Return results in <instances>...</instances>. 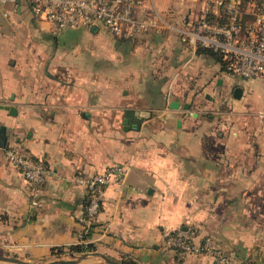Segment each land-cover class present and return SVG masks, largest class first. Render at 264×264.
Listing matches in <instances>:
<instances>
[{
    "label": "crops",
    "instance_id": "1",
    "mask_svg": "<svg viewBox=\"0 0 264 264\" xmlns=\"http://www.w3.org/2000/svg\"><path fill=\"white\" fill-rule=\"evenodd\" d=\"M145 6L163 29L134 39L104 26L55 31L26 2L8 17L0 9V105L17 110L0 108V256L93 244L118 261L221 264L164 247L167 233L197 229L227 251L225 264H264V74L244 79L197 52L186 29L208 6L217 13L215 0ZM255 11L248 4L245 19ZM10 147L49 169L39 206ZM114 163L130 171L109 184L81 242L88 197L74 176Z\"/></svg>",
    "mask_w": 264,
    "mask_h": 264
},
{
    "label": "built area",
    "instance_id": "2",
    "mask_svg": "<svg viewBox=\"0 0 264 264\" xmlns=\"http://www.w3.org/2000/svg\"><path fill=\"white\" fill-rule=\"evenodd\" d=\"M215 0L217 13L221 7L227 9L228 21L220 23L207 18L209 7L186 29L197 45L212 48L224 54L228 69L232 74L249 79L264 74V0H250L255 19L243 22L242 0ZM26 2L32 13L47 21L55 31L67 28L106 27L118 38L134 39L149 31L162 32V26L154 16L146 14L145 0H0L4 16L10 15L6 9L18 7ZM11 164L22 172L30 190L31 206H39L42 200V186L49 174L44 161L33 158L22 150L10 147L5 151ZM130 166L114 163L102 171L87 174L78 171L74 182L85 188L87 205L82 219L83 230L79 234L81 242L86 241L98 219L107 187L112 182L125 181ZM166 249H178L183 253L210 254L221 262H229L226 250L217 239L199 230H177L169 232L164 239Z\"/></svg>",
    "mask_w": 264,
    "mask_h": 264
},
{
    "label": "water",
    "instance_id": "3",
    "mask_svg": "<svg viewBox=\"0 0 264 264\" xmlns=\"http://www.w3.org/2000/svg\"><path fill=\"white\" fill-rule=\"evenodd\" d=\"M241 95H242V88L237 87L234 91V96L236 98H240ZM179 105H180V102L178 100H174L170 104V106L172 108H177V107H179ZM185 107L190 108V104H186ZM0 108H4L6 110H9L11 115L17 114V110L14 106L1 104ZM124 123L126 125H129V120L125 119ZM92 253L101 257V260H100L101 263H104V264H124L122 261L115 260V259H113V258H111V257H109L103 253H100V252H88V253H84L80 256H77L74 253H68L71 258H68L66 255H60V256L56 255L52 258L34 259V260H23V259L16 258V257L0 256V261L9 262V263H13V264H80L82 259H84L86 256H88L89 254H92Z\"/></svg>",
    "mask_w": 264,
    "mask_h": 264
},
{
    "label": "trees",
    "instance_id": "4",
    "mask_svg": "<svg viewBox=\"0 0 264 264\" xmlns=\"http://www.w3.org/2000/svg\"><path fill=\"white\" fill-rule=\"evenodd\" d=\"M229 2H231V1L230 0H227V3H229ZM249 2H250V0H242V3H241V8H242V11H243V22L247 21V18L245 19L244 16H245L246 7H247V5H248ZM207 18L210 21H214V22L215 21H218V22H220L222 24L223 23H226L228 21L227 9L224 8V7H221L218 14H216L214 12H209L207 14ZM254 19L255 18H253V20ZM194 22H192L190 25L192 26V24ZM197 52L198 53H205V54H208V55L212 56L214 59H216L218 62H220L222 64L223 68L227 72L231 73L229 71V69H228L227 60L225 59L223 53H221L219 51H215L212 48L203 47L201 45H197ZM86 205H87V202H86ZM95 250H96V248H95V246L93 244H78V245H71V246H69V248H68V251L69 252L68 253H88V252H94ZM172 250H175L177 252H182V251H180L178 249H172ZM64 253H66L65 250H59L58 252H56V255L60 256V255H62ZM226 253H227V251H226ZM197 255H202V254H197ZM122 262L124 264H138L134 260H129V259H124V260H122ZM217 262L218 263H221V264L228 263V262H221L219 260H217Z\"/></svg>",
    "mask_w": 264,
    "mask_h": 264
},
{
    "label": "rangeland",
    "instance_id": "5",
    "mask_svg": "<svg viewBox=\"0 0 264 264\" xmlns=\"http://www.w3.org/2000/svg\"><path fill=\"white\" fill-rule=\"evenodd\" d=\"M10 6H12V5L7 6V8L10 7ZM249 17H251V16H249ZM248 21H253V18H248ZM82 254H84V253H76L75 255L80 256ZM62 255H66L68 258H71L70 255L67 254V253H64ZM98 260H101V259H98ZM0 264H13V263L0 261ZM80 264H96V263H94V259H92V258L88 259V258L85 257L84 259H82Z\"/></svg>",
    "mask_w": 264,
    "mask_h": 264
}]
</instances>
